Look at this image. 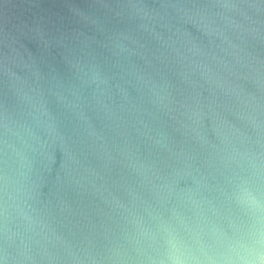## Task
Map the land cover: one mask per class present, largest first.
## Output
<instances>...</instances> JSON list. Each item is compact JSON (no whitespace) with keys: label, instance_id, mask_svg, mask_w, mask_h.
Returning <instances> with one entry per match:
<instances>
[{"label":"water","instance_id":"water-1","mask_svg":"<svg viewBox=\"0 0 264 264\" xmlns=\"http://www.w3.org/2000/svg\"><path fill=\"white\" fill-rule=\"evenodd\" d=\"M264 254V0H0V264Z\"/></svg>","mask_w":264,"mask_h":264},{"label":"clouds","instance_id":"clouds-1","mask_svg":"<svg viewBox=\"0 0 264 264\" xmlns=\"http://www.w3.org/2000/svg\"><path fill=\"white\" fill-rule=\"evenodd\" d=\"M174 264H183V262L175 261ZM244 264H264V254L259 255L256 260L244 261Z\"/></svg>","mask_w":264,"mask_h":264}]
</instances>
